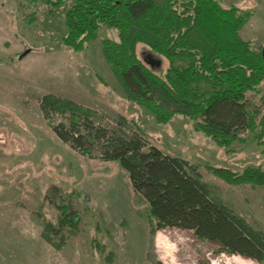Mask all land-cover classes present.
<instances>
[{
	"label": "rangeland",
	"instance_id": "obj_1",
	"mask_svg": "<svg viewBox=\"0 0 264 264\" xmlns=\"http://www.w3.org/2000/svg\"><path fill=\"white\" fill-rule=\"evenodd\" d=\"M219 1L250 14L240 34L254 51L264 54V0ZM51 8L48 0H0V217L16 223L15 230L25 228L23 219H31L44 239L45 223L58 224L54 203L75 208L80 217L76 232L64 228L54 235L55 243L61 240L58 247L44 239L47 248H53V264H258L221 251L192 230L165 228L152 234L147 204L132 190L124 169L103 161L97 148L84 154L59 139L51 124L65 117L48 121L39 100L47 93L73 100L93 109L109 127L119 115L125 116L149 143L198 164L202 179L216 195L264 231V192L228 184L208 169L264 167V145L256 143L255 131L243 133L231 145L230 156L189 117L177 115L166 124L156 123L148 110L126 99L104 59L102 41L118 40L117 29L100 26L94 40L74 51L61 41L67 30L64 13ZM26 49L29 53L20 58ZM137 53L163 74L161 56L145 46ZM247 99L257 112L256 120L263 117L264 82L257 91L247 92ZM51 186L58 188L56 194L48 191Z\"/></svg>",
	"mask_w": 264,
	"mask_h": 264
},
{
	"label": "trees",
	"instance_id": "obj_2",
	"mask_svg": "<svg viewBox=\"0 0 264 264\" xmlns=\"http://www.w3.org/2000/svg\"><path fill=\"white\" fill-rule=\"evenodd\" d=\"M48 3L50 11L64 13L67 30L61 41L74 51L94 40L100 26L117 29L118 40L102 41L104 59L126 99L148 110L156 123L166 124L177 115L189 117L227 154L245 132L255 131L256 143L264 145V116L256 120L257 112L247 99V92L257 91L264 82V54L254 51L240 34L249 13L219 0ZM140 46L163 58V74L139 57ZM39 108L48 121L56 115L65 117L66 121L51 124L63 142L84 154L97 148L103 161L117 162L124 169L132 190L147 204L152 234L165 228L192 230L221 251L263 263L264 232L216 195L202 179L198 164L149 143L123 115L109 127L93 109L50 93L40 97ZM208 169L228 184L264 185L261 166L236 171L209 165ZM48 191L56 194L58 188ZM54 204L58 224L46 222L43 237L58 247L61 240L55 243L53 236L64 228L76 232L80 217L68 204ZM109 258L108 253V263Z\"/></svg>",
	"mask_w": 264,
	"mask_h": 264
},
{
	"label": "crops",
	"instance_id": "obj_3",
	"mask_svg": "<svg viewBox=\"0 0 264 264\" xmlns=\"http://www.w3.org/2000/svg\"><path fill=\"white\" fill-rule=\"evenodd\" d=\"M228 155H234V152ZM214 184L216 185V183ZM243 185L256 187L264 192V185ZM23 220L27 222L25 228L15 230L16 223L14 224L10 218L0 217V264H42L43 252H46L44 262L53 264V248H47V242L41 238L37 228L31 226L34 224L31 219ZM18 224H21V222ZM39 241L41 243L38 245ZM262 264H264V261Z\"/></svg>",
	"mask_w": 264,
	"mask_h": 264
},
{
	"label": "water",
	"instance_id": "obj_4",
	"mask_svg": "<svg viewBox=\"0 0 264 264\" xmlns=\"http://www.w3.org/2000/svg\"><path fill=\"white\" fill-rule=\"evenodd\" d=\"M30 49H26L24 50L20 55L19 57L22 58L24 55H26L27 53H29Z\"/></svg>",
	"mask_w": 264,
	"mask_h": 264
}]
</instances>
